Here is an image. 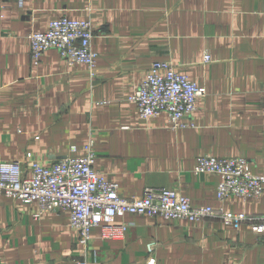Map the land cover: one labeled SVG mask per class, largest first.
Listing matches in <instances>:
<instances>
[{
	"label": "crops",
	"instance_id": "obj_1",
	"mask_svg": "<svg viewBox=\"0 0 264 264\" xmlns=\"http://www.w3.org/2000/svg\"><path fill=\"white\" fill-rule=\"evenodd\" d=\"M61 16L90 21L92 73L55 49L32 62L28 35ZM155 61L205 89L184 127L170 128L165 113L142 119L129 100ZM90 138L95 170L120 197L170 188L194 207L264 213V194L218 201L219 176L193 172L198 156L212 155L242 157L264 175V0H0V162L84 156ZM37 211L34 201L0 195V263L264 264V235L217 215L127 213L114 222L125 224L120 236L96 226L84 246L68 209Z\"/></svg>",
	"mask_w": 264,
	"mask_h": 264
},
{
	"label": "built area",
	"instance_id": "obj_2",
	"mask_svg": "<svg viewBox=\"0 0 264 264\" xmlns=\"http://www.w3.org/2000/svg\"><path fill=\"white\" fill-rule=\"evenodd\" d=\"M93 35L89 20L61 16L49 22L45 31L28 35L30 58L37 64L46 50L55 49L68 66L84 65L92 73L96 57L91 47ZM203 60L209 61L208 54ZM204 94V88L197 86L186 74L176 71L172 64L155 61L145 71L129 100L135 104L140 118L165 113L170 128L177 129L186 126L184 119L196 110L197 101ZM85 151L84 156L66 155L47 165L33 158L0 162V195L25 203L36 202L38 211L34 218L41 212L68 209L69 226L77 231V241L84 246L89 242L90 229L96 226L102 228L103 237L120 236L125 224L114 222L127 213L190 222L217 215L225 225L238 228L243 224L250 232L264 235V213L253 217L221 209L215 211L210 206L194 207L187 197L170 188L145 187L139 196L120 197L118 184L107 180L94 168L95 151L91 138ZM193 172L219 176L218 201L229 196L247 199L264 194V175L247 170L246 160L242 157L200 155ZM152 247L153 244H148L149 253ZM154 261L150 257L147 264H154ZM78 264H90V261L82 260Z\"/></svg>",
	"mask_w": 264,
	"mask_h": 264
}]
</instances>
